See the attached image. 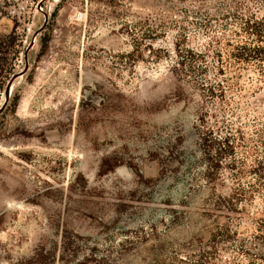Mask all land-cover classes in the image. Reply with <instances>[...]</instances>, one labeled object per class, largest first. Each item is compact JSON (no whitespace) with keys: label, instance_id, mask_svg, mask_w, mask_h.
<instances>
[{"label":"rangeland","instance_id":"obj_1","mask_svg":"<svg viewBox=\"0 0 264 264\" xmlns=\"http://www.w3.org/2000/svg\"><path fill=\"white\" fill-rule=\"evenodd\" d=\"M249 10L264 0H0L20 50L0 79V264L212 261L204 173L230 130L264 128V78L232 87L227 64ZM229 215L251 233L263 197Z\"/></svg>","mask_w":264,"mask_h":264},{"label":"trees","instance_id":"obj_2","mask_svg":"<svg viewBox=\"0 0 264 264\" xmlns=\"http://www.w3.org/2000/svg\"><path fill=\"white\" fill-rule=\"evenodd\" d=\"M233 17L236 18L237 22L234 23L235 28L231 30V37L227 38L225 42V45L228 46L227 55L229 59L227 64L231 73L230 85L232 87L236 85L234 79L240 77V69L252 67L258 72V78L263 81L264 12L258 16L249 10L248 14L245 15L233 13ZM18 41L19 38L15 30L5 34L0 33L1 80L8 79L9 75L13 73L20 55V50L17 47ZM196 54L200 56L201 53ZM191 56L194 55L191 54ZM223 66L218 68L220 72L223 70ZM209 91L214 93L212 89ZM256 107L258 112L264 114V110H260L259 106ZM227 127L231 129V126ZM236 132L230 130L223 140L219 139L221 142L220 155L215 158V162L213 161L207 166L204 173L208 183V192L203 199L205 202H202L204 211L201 212L203 217H201L200 222L205 223V227L209 228L210 240L213 243L211 247L214 249V257L208 264H216L221 256V250L234 252L227 264H264V216L256 219L254 231L244 234L234 227L236 223L232 221V217L229 215L232 212H240L242 203L254 199L257 194L263 197L264 205V128L257 132L258 137L246 136L240 129H237ZM239 141L243 142L240 147L244 148L242 153L244 158L237 157ZM223 157L229 159L225 167H222L223 159L221 158ZM217 168H225L230 173L227 177L232 184L227 194L216 192V182L222 180L220 171L216 173ZM206 223L209 224L206 225ZM40 249L39 247L38 250ZM38 250L33 252L29 262H41L44 254ZM199 250L201 252L203 248L201 247ZM200 257H204L203 253L200 254ZM198 262V264H204V262Z\"/></svg>","mask_w":264,"mask_h":264},{"label":"water","instance_id":"obj_3","mask_svg":"<svg viewBox=\"0 0 264 264\" xmlns=\"http://www.w3.org/2000/svg\"><path fill=\"white\" fill-rule=\"evenodd\" d=\"M12 80H13V79H11L10 82H9V84L7 85V89H6V93H7V95L10 94V89H11V85H12Z\"/></svg>","mask_w":264,"mask_h":264}]
</instances>
